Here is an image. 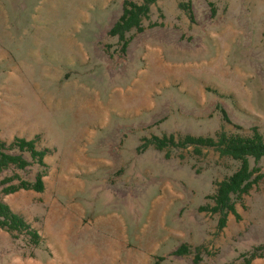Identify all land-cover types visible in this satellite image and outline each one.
Masks as SVG:
<instances>
[{"label": "rangeland", "instance_id": "1", "mask_svg": "<svg viewBox=\"0 0 264 264\" xmlns=\"http://www.w3.org/2000/svg\"><path fill=\"white\" fill-rule=\"evenodd\" d=\"M122 2L0 0V140L49 149L42 192L0 194L42 243L0 229V264H245L264 254V176L219 229L201 207L238 161L153 137H264V0H157L124 51Z\"/></svg>", "mask_w": 264, "mask_h": 264}, {"label": "trees", "instance_id": "2", "mask_svg": "<svg viewBox=\"0 0 264 264\" xmlns=\"http://www.w3.org/2000/svg\"><path fill=\"white\" fill-rule=\"evenodd\" d=\"M157 0H142L137 3L133 0H123L122 12L117 20L108 30L110 36H117L121 41V50L124 51L129 43L126 33L132 29L142 32L144 26L143 19L148 18L150 6ZM224 120L227 115L222 110ZM155 146L161 150L167 146L187 147L193 146L194 151L199 153L201 147L213 148L223 156L231 157L238 161V168L224 179L215 183V190L210 198L212 205L202 206L201 209L219 214L218 228L222 229L226 225L227 217L232 214L239 219L236 209L237 203L247 195L254 185L264 174L260 173L258 162L264 158V137L257 127H253L248 134L238 132L227 133L224 130L215 133V136H202L186 134L179 139L174 135H163L153 137ZM36 138L27 139L15 136L9 142L0 140V173L10 168L25 170L34 168L35 172L29 179L21 178L18 174L6 175L0 180V194L7 195L20 189L42 192L44 190L43 177L48 173L49 165L45 161L48 148H38ZM250 160L254 166H251ZM0 229L11 234L13 239L19 235L28 236V243L33 247H38L42 243V237L38 231L24 219V217L14 212L8 203L0 197ZM190 252L189 246L185 243L179 245L174 254L183 255ZM33 254V253H32ZM30 254V255H32ZM244 256V254H242ZM264 254L252 252L249 257H245V264H250L251 259L263 257ZM202 260L200 253L194 254V264H200ZM154 264H157L155 262Z\"/></svg>", "mask_w": 264, "mask_h": 264}]
</instances>
